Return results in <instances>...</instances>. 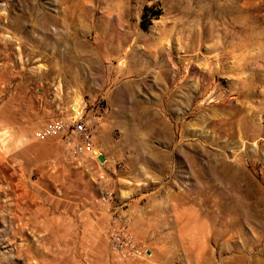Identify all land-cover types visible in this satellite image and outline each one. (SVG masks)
Returning a JSON list of instances; mask_svg holds the SVG:
<instances>
[{"label": "rangeland", "instance_id": "374dc122", "mask_svg": "<svg viewBox=\"0 0 264 264\" xmlns=\"http://www.w3.org/2000/svg\"><path fill=\"white\" fill-rule=\"evenodd\" d=\"M0 264H264V0H0Z\"/></svg>", "mask_w": 264, "mask_h": 264}, {"label": "built area", "instance_id": "2783aa9c", "mask_svg": "<svg viewBox=\"0 0 264 264\" xmlns=\"http://www.w3.org/2000/svg\"><path fill=\"white\" fill-rule=\"evenodd\" d=\"M57 137L62 152L68 157H79L95 154V145L91 144L93 136L91 120L87 119L83 107L78 113L70 108L68 114L49 118L36 129L35 137ZM112 247L123 256L141 255V249L137 246L132 234L123 228L111 231Z\"/></svg>", "mask_w": 264, "mask_h": 264}, {"label": "bare ground", "instance_id": "6f19581e", "mask_svg": "<svg viewBox=\"0 0 264 264\" xmlns=\"http://www.w3.org/2000/svg\"><path fill=\"white\" fill-rule=\"evenodd\" d=\"M75 5V4H74ZM76 7V6H75ZM77 9V8H76ZM34 11H35V6L34 5H30V7H29V11H22V14L23 15H28V16H31V15H33V13H34ZM44 12V11H43ZM42 13V12H41ZM72 14V13H71ZM42 15H43V13H42ZM42 15L40 16V15H38V14H36V17L34 16V18H35V20L37 21V22H41L42 24H44L45 25V21H44V19H43V17H45L44 15H43V17H42ZM76 15V14H75ZM87 16V15H86ZM33 17V16H32ZM79 17V16H78ZM77 18V17H76ZM46 19V18H45ZM73 19V18H72ZM31 20V19H30ZM75 21H78V20H75ZM74 22V21H73ZM45 27H46V25H45ZM81 101H80V98L79 97H77L76 99H74V101H73V103H72V107H71V109L74 111V113H78L79 112V110L81 109ZM99 152L97 151V150H95V154L97 155ZM104 160H105V158H104ZM16 232V231H15ZM31 244V243H30ZM25 249H26V247H25Z\"/></svg>", "mask_w": 264, "mask_h": 264}, {"label": "water", "instance_id": "95a60500", "mask_svg": "<svg viewBox=\"0 0 264 264\" xmlns=\"http://www.w3.org/2000/svg\"><path fill=\"white\" fill-rule=\"evenodd\" d=\"M98 158L101 160V161H104V157L102 155H99Z\"/></svg>", "mask_w": 264, "mask_h": 264}]
</instances>
